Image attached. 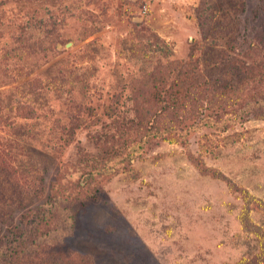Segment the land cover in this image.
Segmentation results:
<instances>
[{
  "label": "rangeland",
  "instance_id": "obj_1",
  "mask_svg": "<svg viewBox=\"0 0 264 264\" xmlns=\"http://www.w3.org/2000/svg\"><path fill=\"white\" fill-rule=\"evenodd\" d=\"M240 8V0H0V231L27 237L21 213L76 166L54 194L85 206L50 254L264 264V106L255 93H206L201 115L183 122L186 143L154 136L170 115L159 125L146 118L158 70L189 58L213 66L209 54L243 30ZM144 124L158 128L147 135ZM91 134L115 136L110 149L120 154L101 185V176L85 178L98 162L87 155L99 152Z\"/></svg>",
  "mask_w": 264,
  "mask_h": 264
},
{
  "label": "trees",
  "instance_id": "obj_2",
  "mask_svg": "<svg viewBox=\"0 0 264 264\" xmlns=\"http://www.w3.org/2000/svg\"><path fill=\"white\" fill-rule=\"evenodd\" d=\"M240 1L241 8L235 19L248 27L243 24V30L240 29L241 34L237 39L229 42L226 48L213 50V53L209 54L213 57L209 61L213 66L209 65L208 69H203L200 59L189 58L184 61H168L160 71L158 70L156 82L148 92L149 101L154 110L146 118L157 120L170 115L172 121L159 130H156L158 126L151 128L144 124L141 129L145 134L148 135L156 130L154 136L170 139L169 137L173 135L175 141L186 143L184 134L190 130L182 126L183 122L187 118L201 115L206 93L213 99L231 100L238 94L243 96L244 90L249 89L255 93L256 104L264 106V93H260L259 90L264 86V39L261 38L264 35L261 32L264 29V0H256L257 10L253 8L248 10L247 0ZM247 13L253 15L252 20L243 18ZM254 20H259L262 24ZM246 105L249 106L251 103L247 102ZM204 122L206 123L207 120H203ZM224 124L225 120L218 122L215 126L221 127ZM157 125H159L158 120ZM89 138L95 139L94 144L96 148L99 147V152H88L87 155L90 154L98 162L93 164L90 172L85 173V178L94 179V176H101L99 180L101 182H98V185H101L103 178L110 176L114 170L113 167L108 166V163L117 159L120 154L110 149L115 146L111 143L115 140V136L103 138L91 134ZM87 159L91 161V158ZM76 170L75 166L69 171L62 172H70L69 175H71ZM62 172L51 182L46 200L21 213L19 220L22 224H24V218L29 219L26 227L29 230L27 237L22 235L24 238L20 240V237L15 235L14 239H11L0 231V264H95L82 254H77L78 260L73 261L62 253L50 254L49 252L59 238H62L59 242H63L64 238L74 233L77 228L79 210L85 206L75 200L72 194L65 200L55 196L56 184L64 177V174L60 175ZM61 203L69 206L61 209ZM69 210L72 212L70 213ZM16 241L17 244L14 243ZM42 248L45 250L43 251ZM39 255L45 259L40 258ZM238 264H251V262L243 261Z\"/></svg>",
  "mask_w": 264,
  "mask_h": 264
}]
</instances>
